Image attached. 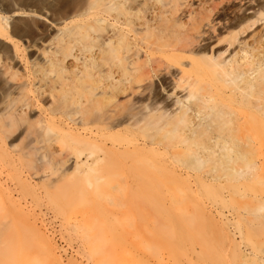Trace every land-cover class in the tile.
Returning <instances> with one entry per match:
<instances>
[{
    "label": "rangeland",
    "instance_id": "1",
    "mask_svg": "<svg viewBox=\"0 0 264 264\" xmlns=\"http://www.w3.org/2000/svg\"><path fill=\"white\" fill-rule=\"evenodd\" d=\"M153 1L161 4L157 0ZM211 1L178 0L179 3L185 2L183 11H179L178 15L188 22L190 13L202 15L205 12L204 6L210 5ZM87 2L88 0H0V20L9 33L13 32L10 17L13 10L32 11L36 18L35 23L20 24L12 41L0 36V113L10 96L18 95L21 90L20 86L16 87L18 81H13L5 73L8 67L12 71L24 73V95L33 103L32 108H28L27 120L19 119L18 129L6 138L4 148H0V172L5 170L2 173V181L5 184L0 183V188H12L13 197L24 205L27 212L29 211L30 219L34 218L31 222L35 220L31 225L25 224V227L38 231L37 238L26 240L29 233L21 237L19 227L23 229L22 223L20 225L17 222L18 228L14 223L13 228L19 231L16 229L12 231L11 236L8 234L11 242L5 243L7 247L4 244L2 249V244L0 245L3 252L0 254V264H264V238L252 236L249 225V174L237 178H228L223 174L215 179L212 177L217 175L218 171L209 169L208 174L202 177L206 185H201L196 172L188 174L173 162V155H162L163 159H168L162 161L170 164L171 169L176 170L180 177L190 183V190L187 191L185 183L180 180L182 187L177 186L175 192L167 198L156 192L155 185L150 181H143L135 176L133 178L127 173L112 179L105 178L101 175V163L85 161V155L89 153L90 148H75L76 144L70 146L60 140L59 133L66 128L52 121L51 94L54 91L57 93L62 87L75 91L77 74L92 64L90 52L73 37L72 53L63 62H57L58 68L63 70L62 78H57L55 72L46 75L43 72L36 73L35 69L38 66H49V62L43 57L44 47L54 61L61 56L55 52L58 38L63 34L71 35L68 26L88 20L86 15H78L84 11ZM220 7L212 17L213 26L209 35L205 36L207 45L198 40L193 46H189L187 51H172L180 55L181 59V62L170 67L172 74L189 69L192 62H197L200 57L224 51L230 41H234V45L223 52V56L231 57L235 53L233 49L247 48L249 75L255 80L258 66L264 63V0H229ZM241 7L255 10L253 13H246L252 26L245 33L238 32L239 28L234 27V18L228 12L230 8ZM224 8L227 11L224 12ZM152 13L147 14V17L151 18ZM226 16H230L229 20L224 19ZM235 34L236 39L233 38ZM25 38H28V41ZM160 55L161 53H150L147 47L141 46V59L148 64L152 57ZM239 55L243 56L242 50ZM251 61H254V64L251 65ZM214 69L211 66L204 68L202 79L212 84L216 91L220 85H228L226 97L235 99V117H238L241 123L249 120L250 124L254 121L250 101H255L256 97L249 96L246 102H241L233 95L234 91L239 92V87L232 81L224 80ZM101 85L110 90L111 79H105ZM142 98H145V102L155 99H181L185 102L187 99L182 91L172 92L157 76L147 83ZM119 99L124 101L126 98L121 95ZM262 102L264 103V100ZM134 107L132 102L125 104L122 116L115 120V130L127 125L123 121L124 115L132 112ZM93 112L90 117L92 120L87 125L88 129L80 130L85 139L91 141L97 136V127L105 126L104 112L96 109ZM38 118L43 119V127L39 128L38 132L27 133L28 121L36 122ZM69 125L76 126L73 122ZM91 129L93 133H90ZM249 137L253 139L254 148L264 151L262 132L256 135V131L249 130ZM14 143L16 146L12 147ZM108 146L110 147L109 144ZM96 149L98 154L104 156L106 150L125 152L138 149L142 152L140 149L143 148ZM147 149L150 148H146L145 152ZM159 149L164 152V148ZM180 149L182 148H173L175 151ZM215 149L217 157L225 150ZM239 149L249 153V148ZM3 150H9L16 159L21 158V162L26 166L19 168L16 163L28 186L27 191L20 192L21 187L18 189L16 176L20 174L12 167L14 163L2 165ZM49 160L52 162L48 163ZM121 164L125 167L124 163ZM207 167L205 165L202 169L208 170ZM165 203L171 208L165 209ZM11 208H2L6 211L0 209V218L7 217L4 219L7 222L12 220L15 214L12 217ZM15 219L10 222L13 224ZM183 222L189 224L186 233H181ZM9 225H6V229L11 227ZM1 233L0 230V237ZM17 238H26L25 243L20 242V239L17 243Z\"/></svg>",
    "mask_w": 264,
    "mask_h": 264
},
{
    "label": "bare ground",
    "instance_id": "2",
    "mask_svg": "<svg viewBox=\"0 0 264 264\" xmlns=\"http://www.w3.org/2000/svg\"><path fill=\"white\" fill-rule=\"evenodd\" d=\"M157 1L161 4L153 0H88L84 11L76 13L86 15L88 20L68 26L71 35L63 34L58 38L55 52L61 56L57 61L46 53L45 47L43 48V57L49 62V66L47 68L38 66L35 69L36 73L43 72L47 75L55 72L57 78H62L63 70L58 68L57 62H63L72 53L73 37L83 44L84 48H88L92 62L90 66L77 74L78 83H75L74 92L62 87L57 93L54 91L51 94L53 97V106L50 108L52 121L66 128L65 131H60V140L67 142L70 146L76 144L75 148H90L89 153L85 155V161L92 160L93 163H101L103 167L101 175L105 178L112 179L114 176L127 173L133 178L135 176L137 179L150 181L155 185L156 192L167 198L175 192L177 186L182 187L181 181L185 183L187 191L190 190V183L180 177L176 170L171 169L170 164L162 161H168L167 158L163 159L162 155H173V162L185 169L188 174L192 175V172H196L201 185H206L202 177L208 174L209 169L218 171V174L212 177L215 179L223 174L228 178L249 174L251 235L264 238V151L254 148L253 139L249 137V130L256 131V135H259V132L264 134V103L262 102L264 100V63L258 66L255 80H252L249 75V50L247 48L233 49L234 56H223V52L234 45V41H230L224 51L211 53L207 55L208 57H200L197 62H192L189 69L172 74L170 67L181 62L180 55L172 51H187L189 46H193L198 40L207 45L205 36L209 35L210 28L213 26L212 17L221 9L220 5L229 0H212L210 5L204 6L205 12L202 15L190 13L188 22L178 15L179 11H183L185 2ZM223 11L227 9L224 8ZM254 11V8L249 9V7L229 9L230 16L234 18V27L239 28V33H245L252 26V23L249 24V19H247L249 17L246 13ZM150 12H153L152 17L148 18L147 14L149 15ZM230 16L224 19L229 20ZM10 17L12 33H9L3 21L0 20V36L6 37L9 41L17 35V28L20 24L28 25L36 22L32 11L23 9L13 10ZM230 33L233 34V32ZM233 38L236 39L237 34L233 35ZM25 40L28 41V38ZM141 46L147 47L150 53H161V55L152 57L148 64L141 59ZM241 50L243 56L239 55ZM250 64H254V61ZM209 66L214 67V70L224 80L232 81L239 87V92L234 91L233 95H236L241 102H246L249 96L256 97L255 101H250L254 121L250 124L249 120L241 123L239 118L235 117L237 113L233 106L235 99L226 97L228 85L222 84L216 91L212 84L202 79L204 68ZM5 73L13 81H18L16 87L20 86L21 90L18 95H11L1 110L0 141L2 144L0 148H4L6 138L12 136V133L18 129L19 119L27 120L28 108H32L33 104L24 95L26 87L23 81L24 73L12 71L9 67L6 68ZM155 76L172 92L182 91L187 98L185 102L181 99L175 100L177 103L182 102L180 105L171 99H166V101L155 99L145 102L142 95L147 83H150ZM105 79H111L110 90L101 85L104 84ZM177 89L181 90L177 91ZM121 95L126 98L124 101L119 99ZM131 102L135 107L128 115H124L123 121L127 125L120 130H115L117 125L115 120L122 116L125 104ZM95 109L104 112L105 126L97 127V136H94V141H91L85 139L80 130L88 129L87 125L92 120L90 117ZM71 122L76 126H70ZM42 123L41 118H38L36 122L28 121L26 132H38L39 128L43 127ZM93 132L91 129L90 133ZM79 143L82 146H77ZM15 146V143L12 144V147ZM96 148L143 149H140L142 152L138 149L125 152L106 150L102 156L98 154ZM146 148L150 149L145 152ZM159 148H164V152H161ZM173 148L182 149L175 151ZM215 148L225 150L221 152V156L217 157ZM239 148H249V153ZM1 158L3 166L14 163L12 167L18 170L17 163L19 168L26 167L21 162V158L16 159L9 150H3ZM54 158L56 160V157ZM51 162V160L48 161V163ZM121 163H124L125 167ZM205 165L208 166V170L202 169ZM4 172L5 170L0 172V183L2 184H5L2 181ZM17 172L22 173L19 170ZM16 178L19 182L18 189L21 187L20 192L27 191L28 186L23 176L20 174ZM70 188H72L71 185ZM11 189L10 187L9 189L8 187L0 188V209L12 207L10 209L12 217L15 214L12 220L16 218L13 224L10 218L8 222L4 220L7 219L6 216H4L6 218H0L1 225L4 227L3 229L0 225L1 248L5 243L11 242L9 236L19 227L17 222L20 225L22 223L23 226V229L19 227L21 237H25L27 232L29 237L27 236V239L17 238L16 242L20 239V242L25 243V239H35L38 235L35 228L25 227V224L31 225L35 220L31 222L34 218L30 219L31 214L29 215L24 205L22 206V203L13 197L14 192ZM164 206L165 209L171 208L168 203ZM7 224H10V230L6 229ZM12 225L17 228L14 229ZM181 227V233H186L189 224L183 222ZM2 249H0V254L3 253Z\"/></svg>",
    "mask_w": 264,
    "mask_h": 264
}]
</instances>
